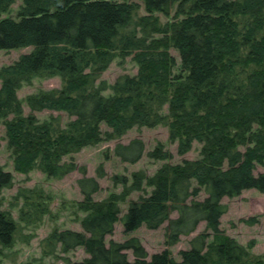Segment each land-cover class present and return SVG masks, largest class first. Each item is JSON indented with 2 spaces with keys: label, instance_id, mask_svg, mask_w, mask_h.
Listing matches in <instances>:
<instances>
[{
  "label": "trees",
  "instance_id": "16d2710c",
  "mask_svg": "<svg viewBox=\"0 0 264 264\" xmlns=\"http://www.w3.org/2000/svg\"><path fill=\"white\" fill-rule=\"evenodd\" d=\"M13 1L0 0V50H34L2 73L0 123L5 120L15 171L27 173L38 167L58 179L77 170L83 175L78 180L84 196L81 206L87 212L83 231L63 230L53 235L64 252L84 247L88 254L85 260L69 264H264L262 259L252 260L248 249L231 237L208 243L210 232L223 234L221 218L227 211L223 198L250 189L264 193V172L256 174L258 167L264 168V35H260L264 0H141L150 16L168 15L177 5L183 18L172 25L171 35L151 41L136 36L124 39L123 50L133 55L139 71L136 76L120 78L110 96L103 95L102 89H85L94 74L109 65L118 37L133 25L134 2L23 0L25 7L18 19L1 18ZM172 49L181 60L178 69ZM98 59L99 68L90 67ZM240 66L256 69L241 85L229 84ZM88 68L91 73L85 72ZM43 71L63 76L65 89L59 95L29 96L32 114L25 117L17 91ZM164 104H168L170 138L178 141V153L190 152L198 142L202 145L200 159L164 164L147 179L152 192L132 203L120 218V196L95 201L98 180L88 177L87 169L79 167L73 157L63 158L100 143L105 136L121 137L136 126L156 127L164 118L154 107ZM45 110L74 117L71 130L54 135L33 114ZM102 124L110 131L104 133ZM114 151L122 162L134 164L142 159L146 147L142 139L135 138L117 144ZM148 156L169 161L173 155L159 144ZM134 177L132 188L140 190L145 176L135 173ZM12 182V173L0 167V193ZM117 182L128 183L127 179ZM203 191L206 197L199 199ZM174 212L177 217L173 218ZM118 221L127 233L143 226L155 230L167 223V246L194 233L202 222L206 230L192 240L190 250L180 253L181 261L168 250L149 260L137 238L106 243ZM15 232L13 219L0 212V244L11 246ZM127 250L133 251L134 261L129 260Z\"/></svg>",
  "mask_w": 264,
  "mask_h": 264
},
{
  "label": "rangeland",
  "instance_id": "374dc122",
  "mask_svg": "<svg viewBox=\"0 0 264 264\" xmlns=\"http://www.w3.org/2000/svg\"><path fill=\"white\" fill-rule=\"evenodd\" d=\"M129 1L137 5L133 25L125 29L118 37L109 65L104 70L96 73L94 71L93 80L89 82L85 92L102 89L105 96L114 94L113 88L120 78L136 76L139 71V66L133 55L123 50L124 39L128 36H136L137 39L151 41L154 38L171 35L172 25L183 18L182 15H178L177 5L168 15L154 13L150 16L151 14L147 12L143 1ZM24 7L23 0H14L1 18L18 19ZM149 16L150 19H146ZM239 21L245 22L242 18H239ZM158 29L166 31V33L155 32ZM260 35H264V31ZM33 50V47L0 50V89L4 70L13 66L21 56L30 54ZM246 51L244 50L242 56L246 54ZM171 53L176 57L177 69L180 68L181 60L178 52L172 49ZM93 65L90 67L99 68L98 65H101V61L98 59ZM91 69L88 68L85 72L91 73ZM255 69L256 67L246 69L242 66L238 67L236 74L228 79V83L241 85ZM65 86L66 80L55 71L40 72L34 75L30 82H23L17 91V96L23 104V116L27 117L32 114L27 102L29 96L59 95ZM154 108L164 118L156 127L136 126L121 137L106 139L105 136L100 143L87 146L79 152L63 158L65 161H69L70 157H73L79 167L87 169L88 177L98 180L100 191L94 194L95 201H105L112 195L120 196V218L124 216L132 203L152 192L153 188L147 184V179L152 178L164 164H179L183 160L200 159L202 145L198 142L193 144L190 152L184 155L178 153V141H173L170 138L168 125L172 118L168 104L160 107L155 105ZM33 114L39 123L47 124L54 135L67 134L71 130L70 124L75 120L74 117L57 111L45 110L33 112ZM12 117L10 116L8 119H12ZM4 122L5 120H2L0 123V167L12 173L13 182L0 193V212L8 214L13 219L16 224V232L11 246L5 247L0 244V264H69L85 260L88 254L84 247L64 252L61 244L53 238L54 233L63 230L83 231L82 221L87 212L81 206L84 196L78 184V180L83 177L82 173L77 170L58 179L48 176L38 167L27 173L15 171L14 150L9 147ZM101 128L104 133L110 131L105 124H102ZM135 138L144 141L145 154L137 163H124L115 155V147L119 143L128 144ZM159 144L172 153L171 160H155L148 156L149 152ZM99 171H103L104 175L100 177ZM260 172H264L263 167L257 168L256 174ZM135 173L145 176L140 190L132 188ZM121 179H127L126 186L117 182ZM205 197L206 194L203 191L199 199ZM222 203L227 208L221 218L220 229L223 234L215 235L210 232L208 243H217L222 240V236L231 237L248 249L252 260L262 259L264 261V193L256 189L245 190L237 197L223 198ZM172 217H177V213L174 212ZM166 227L167 223L155 230L143 226L134 232L127 233L123 223L118 221L115 224L114 232L106 237V243L109 244L111 241L124 243L131 238H137L146 249L149 260L152 255L168 250L177 261H181L180 253L192 248V240L205 232L206 223L202 222L194 233L182 236L180 241L173 246L166 245ZM126 253L130 261L135 260L132 250H127Z\"/></svg>",
  "mask_w": 264,
  "mask_h": 264
}]
</instances>
